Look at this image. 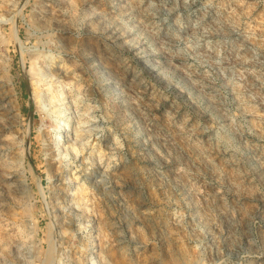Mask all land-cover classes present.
<instances>
[{
  "label": "rangeland",
  "instance_id": "rangeland-1",
  "mask_svg": "<svg viewBox=\"0 0 264 264\" xmlns=\"http://www.w3.org/2000/svg\"><path fill=\"white\" fill-rule=\"evenodd\" d=\"M1 91L0 264H264V0H0Z\"/></svg>",
  "mask_w": 264,
  "mask_h": 264
},
{
  "label": "bare ground",
  "instance_id": "bare-ground-1",
  "mask_svg": "<svg viewBox=\"0 0 264 264\" xmlns=\"http://www.w3.org/2000/svg\"><path fill=\"white\" fill-rule=\"evenodd\" d=\"M35 68V67H33ZM50 72V71H49ZM38 87V86H37ZM39 89V88H38ZM54 94V93H53ZM44 95V94H43ZM56 96V95H55ZM8 100V95L4 92V91H1L0 92V103L2 102H7ZM45 100V99H44ZM12 111L9 109V107H6L5 105L0 107V114L6 116L8 119L7 121L11 123L10 119H11V116H10V113Z\"/></svg>",
  "mask_w": 264,
  "mask_h": 264
}]
</instances>
